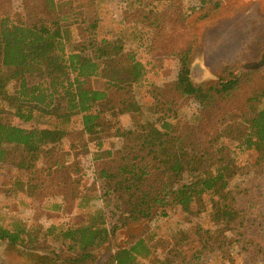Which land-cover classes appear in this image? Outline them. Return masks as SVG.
Wrapping results in <instances>:
<instances>
[{
    "label": "trees",
    "instance_id": "16d2710c",
    "mask_svg": "<svg viewBox=\"0 0 264 264\" xmlns=\"http://www.w3.org/2000/svg\"><path fill=\"white\" fill-rule=\"evenodd\" d=\"M44 1L46 16L0 19V166L33 174L80 117L83 134L95 141L91 161L103 207L62 228L21 220L11 228L0 224V242L22 249L34 264H200L196 254L202 241L196 252L191 245L181 248L187 238L176 243L172 234L164 239L160 219L208 213L225 233L261 236L264 89L246 100L239 119H228L223 108L261 73L226 68L215 80L197 84L189 48L180 56L174 82L145 85L147 64L133 59L121 65L125 44L99 42L92 33L98 19L88 24L89 40L72 42L76 25L86 20H74L76 13L71 7L64 12L61 0ZM113 91L130 95L121 100L120 114L140 111L138 96L153 102V120L134 129L114 126L119 148L105 137L106 128L109 133L113 127L103 121L101 109ZM185 100L193 106L189 116L181 106ZM12 117L31 128L12 124ZM246 154L256 156L253 166H242ZM238 177L247 179L233 190L231 181ZM26 183L14 184L31 195L35 187ZM80 198V207L86 208L87 198ZM130 228L135 231L119 243L117 236ZM49 238L58 245L44 254Z\"/></svg>",
    "mask_w": 264,
    "mask_h": 264
},
{
    "label": "rangeland",
    "instance_id": "374dc122",
    "mask_svg": "<svg viewBox=\"0 0 264 264\" xmlns=\"http://www.w3.org/2000/svg\"><path fill=\"white\" fill-rule=\"evenodd\" d=\"M61 1L64 12L71 7L76 13L74 20H86L76 25L72 42L89 40L92 33L99 42L121 40L125 44L121 65L129 66L133 59L147 64L150 72L145 85L163 86L174 82L181 65L180 56L191 48V76L197 84L215 80L226 68L235 73H261L253 76L236 97L224 104L228 119H239V109L246 100L264 89V66L257 70L247 68L260 62L264 55V0ZM46 8L44 0H0V19L27 14H30L27 17H43L48 13ZM95 19L99 20V27L91 33L88 24ZM94 85L102 87L99 83ZM129 96L113 91L109 103L101 108L103 121L113 127L109 133L106 128L105 137L116 148L121 143L112 137L115 125L134 129L154 118L151 111L153 102L141 96L137 97L140 111L120 114V102ZM181 106L188 116L192 113L193 106L187 100ZM10 121L14 125L31 128L30 124H22L16 118L12 117ZM225 143L229 144L228 141ZM94 151L95 141L83 134L82 119L76 117L70 127V135L53 151L49 160L44 159L37 164L33 174L0 166V224L11 228L16 220H21L28 226L62 228L80 223L101 209L103 203L91 161ZM240 160L242 166L250 167L254 165L256 156L246 154ZM246 179L234 178L231 189H238L237 185ZM27 180L35 187L31 195L25 188L18 189L14 184L19 181L27 184ZM261 184L260 192L264 197V183ZM80 196L87 198L86 208L80 207ZM158 224L164 239L172 234L176 236V243L178 239L187 238L181 248L187 249L191 245L196 252L202 241V249L199 247L196 254L200 256H197L200 264H264V228L257 238L234 236L215 226L208 213L199 217L160 219ZM134 231L135 228H130L121 232L117 241L123 243ZM210 241L212 245L206 246ZM56 245L58 243L49 238L41 252L50 254ZM254 255L257 256L255 259ZM0 264L34 262L22 249L0 242ZM145 264L151 263L146 261Z\"/></svg>",
    "mask_w": 264,
    "mask_h": 264
},
{
    "label": "water",
    "instance_id": "95a60500",
    "mask_svg": "<svg viewBox=\"0 0 264 264\" xmlns=\"http://www.w3.org/2000/svg\"><path fill=\"white\" fill-rule=\"evenodd\" d=\"M264 66V55L262 56V59L260 62H256V63H253V64H250L247 66L248 69L250 70H257V69H260Z\"/></svg>",
    "mask_w": 264,
    "mask_h": 264
}]
</instances>
